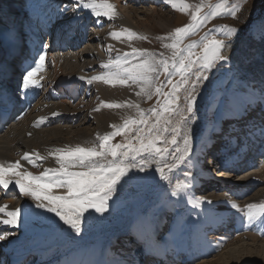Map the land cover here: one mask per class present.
I'll use <instances>...</instances> for the list:
<instances>
[{
	"label": "rangeland",
	"instance_id": "374dc122",
	"mask_svg": "<svg viewBox=\"0 0 264 264\" xmlns=\"http://www.w3.org/2000/svg\"><path fill=\"white\" fill-rule=\"evenodd\" d=\"M108 1L118 3L130 14L134 24L142 31H149V33L145 38L137 34L136 37L129 40L127 38L129 30L124 28L126 31L124 32L123 42L120 43L111 37L109 33L121 28V24L114 19L107 23L102 22L100 19H91L88 24V32L85 35L87 37L88 35L90 36V42H86L87 38L83 39L81 44L78 43L80 47H76L75 50L85 49L87 45H90L93 53L101 51L103 58L109 60H115V57L121 53H130L132 49L150 50L155 55V58L168 59L169 62H171L173 50L164 47V45L171 44L170 34L174 32V29L192 23L191 13L197 7L201 8L202 15H206L211 12L217 3L223 2V0H183L188 5V11L181 12L179 8L172 7L173 2L179 4L180 0ZM233 2L234 0H228L227 6L232 7ZM64 3L68 4V0H46L44 7L46 6L45 8L49 9V11L52 10L53 13L59 14V9L62 8ZM210 5L212 6L211 8L209 7ZM44 7L43 9H45ZM71 8L72 5H69L70 11ZM240 8L242 10L238 12V18H233L229 13H224L221 16L207 20L200 28L184 38L181 47H187V45L195 42L196 46L192 51L199 53L202 47V39L211 38L212 36L223 39L220 26L235 27L241 25L248 13L249 0H242ZM80 12L86 14L84 9H81ZM177 13L180 14L181 18L178 22H176ZM262 13H264V0H255L253 16H259ZM214 28L216 31H210ZM233 45V71H235L238 63L237 57L242 54L244 62L240 65L241 73L245 79L251 81L249 85H255L257 91H259L262 82H264V79H260L264 76V44L258 41H251L249 33L245 30L234 38ZM60 48L61 46L58 50ZM58 50L54 49L53 54L59 53L62 55L60 64L64 66L65 70H70L69 67L73 62L70 60L68 62V59L63 55V51H61V54ZM161 54L163 55L161 56ZM225 54L227 55L228 52L225 51ZM89 63L93 66L92 71L101 72V70H104V68H101V63L99 61L94 62L90 56L80 59L77 67L84 69L86 64ZM49 67L47 71L43 72L48 78L45 80L46 82H40L41 86H43L42 90L46 88L49 74L53 68L52 65ZM227 69L228 65H223L212 71L211 79L205 86L204 94L196 104L197 119L189 123L194 142L191 161L178 165L171 172L165 169L167 178L164 180H161L155 172V163L145 173H140L133 169L130 178L119 186L117 192L113 193L112 199L114 202L112 203L113 209L111 211L103 215L94 211L85 214L82 220V234L80 236H76L64 224L60 225L56 233L47 239L42 236L43 228L41 227L33 228L32 230L26 225L23 227L18 225L10 232H5V230L2 234L7 235V239L0 241V264H51L57 258L73 249L84 246V244L88 245L98 240L106 243L111 237L112 243H110L107 255V264H113L116 255L120 257L123 252H126L130 260L138 262L140 253L133 258L131 251H134V248L135 250H142L143 246L138 244L136 240L135 242L131 241V229L140 209L146 205L153 204L163 207L162 215L166 218L163 228L154 236L156 240H164L165 244L168 245V248L164 250L165 258L157 262L158 264L210 263L218 258L221 253L225 252L243 253L244 255L246 250L244 252L242 248L246 244L253 242L251 238L255 239L254 246H259L260 244L264 246V213L255 220L249 221L244 210V206L248 203H264V164H261L264 160V105L255 106L247 112L241 111L231 114L234 116H226L222 114L221 110L213 109L212 103L216 86L220 82L227 80L231 75ZM39 76L38 74L35 75L36 78ZM172 79L175 81L179 77L173 76ZM189 79L190 81L194 80L195 76L193 75ZM161 81L165 82L163 91H168L169 86L166 84V77L162 72L160 73L159 81L154 83L159 84ZM94 88L95 85L93 83L89 84L86 89L87 93H91ZM79 89L81 93L77 90L80 95H78L76 103L74 101V106L83 99L81 97L84 95V87H79ZM187 90H191L190 83L185 85L178 93L180 97L178 103L181 111L170 117L172 122L167 125L169 131L164 133L167 139H171V129L176 127L180 115H186L187 101L185 96ZM52 91L57 93L53 89ZM98 96L96 95L92 98L94 103H98L101 99V96ZM240 96L243 97V93ZM158 100L162 102L163 96L161 95L159 98L155 94L151 98L145 96L139 108L145 111L146 118L154 119L149 109L156 107L159 110L160 103H158ZM36 105L38 110L41 109V101ZM74 106L70 107L71 110H76ZM37 109L34 110L33 114L36 113L37 115ZM108 113L100 111L98 116L108 121L111 118ZM133 118H139L137 108H134L132 113L126 116L117 126H122L126 119ZM13 123H10V126ZM85 123L88 122L86 121ZM89 128L93 130L94 127L90 126ZM95 129L99 133L98 145L100 137L116 130L114 127L104 129L98 124ZM183 131L187 132L188 127H183ZM134 135L135 132L117 135L112 137L111 143H125ZM222 137L224 138L221 139ZM135 142L133 140V143ZM159 146L163 147L164 145L160 144ZM175 147L183 149L182 138H178V144L170 150L168 158L164 161L169 165L176 163L171 156V152L175 150ZM205 147L209 155L206 158L200 155V158V148L204 150ZM211 155L215 159H212ZM152 159L154 160L155 157H152ZM260 165L262 169L259 168ZM197 166H199L198 170H200V167H202V170L193 180L188 173L193 174V170H197ZM240 166L243 168L240 169ZM185 184L191 186L182 187ZM178 185L181 187H178ZM217 190H219L218 193H216ZM173 191L177 192L176 196L171 195ZM214 195H218L219 200H215V202L211 200V196ZM208 201H212V203H208ZM232 204H236L237 207L233 208ZM0 227L8 228L5 225H0ZM19 234L24 235L26 240L31 241L27 247L28 251L26 254L31 257L29 256L25 262L17 261L12 258L11 254L9 256L6 254L8 249L13 250L9 245V241ZM41 243H51L52 245H64V243H67V245L65 247L55 246L47 252L39 250L40 248H46L39 245ZM121 244H125L127 249L123 248L121 250ZM189 247L192 248L191 252L187 250ZM118 250L121 253H118ZM149 257L148 259L150 260L157 259L155 258L156 256ZM254 261L255 264H264V255L256 257Z\"/></svg>",
	"mask_w": 264,
	"mask_h": 264
},
{
	"label": "snow or ice",
	"instance_id": "6c2138e0",
	"mask_svg": "<svg viewBox=\"0 0 264 264\" xmlns=\"http://www.w3.org/2000/svg\"><path fill=\"white\" fill-rule=\"evenodd\" d=\"M241 2L242 0H234L233 6L228 7V0H223V2L217 3L206 15H202L201 8L197 7L191 13L192 23L176 27L174 32L170 34L171 44L164 45V47L173 50L171 62L164 58L157 59L147 50L132 49V53H125L123 58L118 56L115 60L103 63L101 67L106 69V72L87 79L88 84L100 80L113 86L136 85L139 88V91L135 93L138 97L143 95L151 98L155 94L159 98L162 95L163 101L158 100L160 109L158 110L156 107L149 109L154 119L146 118V113L139 108V104L131 102L127 104H104L103 106L108 108L135 107L139 111V118L126 119L122 126H113L116 130L100 137L98 147L77 145L68 149L57 148L55 159L59 167L45 169L40 175L16 170L20 168L19 161L9 163L7 167L0 164V187L8 189L10 185L14 184L20 193L31 196L33 200L37 201L36 208L54 214L76 236H80L85 214L89 210L101 215L106 214L110 210L113 193L117 192L119 186L130 178L133 169L145 173L155 163V172L161 180H164L167 178L165 169L171 172L178 165L191 161L194 142L189 123L197 119L196 104L204 94L205 86L211 79V73L214 69L228 65L227 70L231 75L216 86L212 103L213 109L221 110L222 114L227 116L241 111L247 112L255 106L264 105V82H262L259 91L255 85L248 84L241 73L240 65L244 62L242 54L237 57L238 63L235 71L232 68L233 40L241 32L246 30L251 41L264 44V13L253 16L255 0H249L248 13L241 25L235 27L220 26L223 39L216 36L202 39V47L199 53L192 51L196 46L195 42L187 45V47H181L184 38L200 28L207 20L224 13H229L233 18H238V12L242 10L240 8ZM69 5H72L70 14ZM172 7L179 8L181 12L188 11V5L183 0H180L179 4L173 2ZM81 9H91L92 15L97 17L103 15L108 19H112L115 14L114 6L108 0H68V4H65L59 11L62 16L67 15L66 22L71 25L81 19L78 15ZM98 9H103V11ZM2 19L3 17L0 15V20ZM210 31H216V29ZM17 34L14 25L9 27L8 37L10 41H14ZM109 35L119 40L123 34L114 31ZM136 36L137 33L133 31L127 32L129 40ZM225 51L228 52L227 55ZM129 55L140 57L139 62H130L127 59ZM45 58V54L41 53L35 61V66L30 67L23 74L22 82L18 84L21 91L39 87V82L32 77L43 68ZM9 67L10 65L6 61H0V103L9 98L8 89L5 86V81L9 76ZM161 72L166 77V84L169 86L168 91H163L164 81L159 84L154 83L159 81ZM193 75L195 79L190 81L189 78ZM173 76H178L179 79L174 81ZM81 79L84 78L81 77ZM189 83L191 90H187L185 96L187 101L186 115H180L176 127L171 129V139H167L164 133L169 131L167 125L172 122L170 117L181 111L178 93ZM241 93H243V97L240 96ZM52 115H58V113H52ZM43 119L46 118H40L41 121ZM183 127H188V131L184 132ZM131 132H135V135L127 142L111 143L112 137ZM178 138H182L184 147L183 149L175 147L171 156L176 163L169 165L164 161L168 158L170 150L178 144ZM133 140L136 142L133 143ZM160 144L164 146L161 147ZM53 154L49 153V155ZM152 157L155 159L153 160ZM23 159L30 164L34 163L33 158L27 152ZM188 175L193 180L195 179L192 173H188ZM11 176L16 177V179L13 181L6 178ZM190 186L185 184L182 187ZM54 187L64 188L66 191L63 194H53L51 190ZM178 187L181 186L178 185ZM171 195L176 196L177 192L173 191ZM208 203H212V201H208ZM231 206L237 207L236 204ZM244 210L247 220L253 221L264 213V203H248L244 206ZM21 211V208L5 211L4 207H0V213H4L8 217L0 220V223L13 228L17 227ZM162 212V206L146 205L140 209L135 218L132 234L137 243L143 246L142 251L145 255L153 247V237L166 223V218L162 216ZM6 239L7 235H0V241ZM115 264H138V262L124 260L117 261Z\"/></svg>",
	"mask_w": 264,
	"mask_h": 264
},
{
	"label": "bare ground",
	"instance_id": "6f19581e",
	"mask_svg": "<svg viewBox=\"0 0 264 264\" xmlns=\"http://www.w3.org/2000/svg\"><path fill=\"white\" fill-rule=\"evenodd\" d=\"M29 1L33 4L34 8L29 12L27 11V15L33 22L34 27L38 29L39 34L44 36V34L47 35L48 32V34L51 36L55 29H53L54 27H50V24L55 15L49 14V10L48 12L44 11L43 7L46 0H27L26 3H28ZM109 3L114 6L115 14L112 19L116 20V22L122 25L121 28L115 30V32H120L123 34L121 39H116L118 42H123L124 32L126 31L124 28H127L129 31H133L139 34L141 37L145 38L149 31H142L136 24H134L130 14L126 12V10L122 8L118 3L113 1ZM25 5L27 6V4ZM26 8L28 9V7ZM7 10V0H0V15L3 16L4 11L6 12ZM98 10L103 11V9ZM84 12H86V14H82L83 12L78 13V15H82L83 18L81 29L76 30L75 28L70 27L66 22L67 20L61 21L64 22L65 25L62 26V24H59L56 27V30L58 29V32H54L53 36L55 46L50 45L40 51V54L44 53L46 56L44 66L35 74L40 75L38 78H36L35 75L32 77V79L36 81L41 79L40 81H38L39 87H33L26 91L20 90L25 100L33 104H31L30 109L25 113L20 121L13 123V125L11 126L9 124L3 132H0V164L5 165V167H7L9 163L19 161L20 168L16 170L21 172H31L33 175H40L45 171V169L59 167L55 159V150L57 148L68 149L73 148L77 145L83 147H98L99 145L97 144V142L99 133L96 132L95 126L98 124L104 129H109L113 126H117L126 116H129V114H131L133 109L135 108H108L104 107V104H127L131 102L134 104H139V107L142 105L145 96H136L135 93L139 91V88L136 85L113 86L105 84L103 81L96 80L92 82L95 85V88L91 90V93H87L86 89L89 86V84L87 83V79L91 78L94 75H101L107 70L104 69L101 70V72L92 71L93 66L91 63L86 64L84 69H81L80 67H77L80 59L85 58L86 56H90V58H93L94 62L99 61L101 65L103 63H107L110 60L103 58V54L100 50V52L96 51L95 53H93L90 49V45H87L85 49L80 48L79 50H75V48L80 47V45L78 46V43L81 44L83 39L87 38L86 42H90V36L88 35L87 37L85 35L88 32V24L91 19H100L102 22L106 23L112 19H108L103 15L99 17L94 16L91 13V9H84ZM65 17L66 15L59 16V19ZM180 19V14L177 13L176 22H178ZM7 26L8 25L6 23H0V34L2 30L7 28ZM68 26L69 28H67ZM60 46L61 48L60 50H58ZM54 49H57L61 54V51H63V55L66 57V59H68V62L69 60L73 62L69 67L70 70H65L64 66L60 64L62 55H60L59 53L53 54ZM130 53H132V51H130ZM149 53L153 54V52L151 51ZM124 54L125 53H121L118 56L123 58ZM153 56L155 57L154 54ZM117 57H115V59ZM127 59L130 62H139L140 57L129 55ZM4 60L9 64V60L7 58H5ZM50 65H52L53 67L50 73L51 75L49 74L46 88L42 90L43 86H41L40 82L45 81L48 78L46 77L47 75L43 74V72L47 71L48 68H50ZM81 77H83L84 79H81ZM260 79L263 80L264 76H262V78ZM246 81L248 82V84L251 83V81L247 79ZM82 86L84 87V95L81 97L83 99L80 100V103L78 102L79 104L74 106V101L76 103V99H78V95H80L78 93V91L80 92L79 87ZM52 89L57 93L53 92ZM96 95L101 96V99L99 98L100 100L98 103H94L92 101V98ZM40 101L41 109L38 110L36 104ZM73 106L76 108V110H71L70 107ZM36 109L38 111L37 115L36 113L33 114L34 110ZM100 111H105L106 113L109 112L108 115H110L111 118H108V121L103 120L98 116V113H100ZM52 113H58V115H52ZM42 117L46 119H43L41 121L40 118ZM86 121L88 123H85ZM87 125H89V127L93 126V130H90ZM223 138L224 137H222V139ZM26 152L29 153L33 158L34 163L30 164L28 163V161H25L23 159V156ZM50 152L54 154L49 155ZM203 152V148H200L199 156L202 155ZM37 154L39 155L37 156ZM261 164H264V160L261 162ZM198 167L199 166H197L196 168L197 170H193L194 176H197L200 170H202V167H200V170H198ZM242 168L243 167L240 166V169ZM259 168H261V165L259 166ZM6 178H10L13 181L16 179V177L14 176ZM51 191L53 192V194H63L66 189L54 187ZM218 191L219 190H217L216 193H218ZM217 196L218 195L211 196V200H213L214 202L215 200H219V197ZM113 202L114 200L111 199L109 211L113 209ZM36 203L37 201L33 200L31 196H26L20 193L19 189L16 188L14 184L10 185L8 189L0 187V207H4L5 211H11L15 210L16 208H21L22 211L20 214L18 225L20 227L26 225L32 230L33 228L41 227L43 228L42 236L44 237V239H47L56 233L57 228L62 225L63 222L59 221V219L55 217L54 214L36 208ZM45 203H47V201H45ZM90 212H92V210H89V212L86 214H89ZM7 218L8 217L4 215V213H0L1 220ZM0 225L4 224L0 223ZM6 226L8 225H5V227ZM7 229L0 227V235H3L2 233H4L5 230V232L12 231L13 227L8 226ZM132 229L130 236H133ZM109 239L110 240L106 243H102L98 240L91 242L88 245L84 244V246H81L78 249H73L67 252L65 255L57 258L51 264H107V255L110 249V243H112V237ZM253 239L254 238H251V240L253 241L251 242V244H246L242 248L243 251L246 250V253L244 255L243 253L241 254L225 252L221 253L219 257L214 261L210 263L205 262L202 264H255L254 259L256 257L264 255V246L262 244H260L259 246H254L253 243L255 239ZM135 240L136 238H133V242H135ZM9 242V245L11 248H13V250L6 249V254L8 256L9 254H11L12 258L17 261L25 262L30 256L26 254L28 251L27 247L29 246L31 241L26 240L24 235L19 234L17 237H13ZM1 245L3 244L1 243ZM66 245L67 243H64L63 246L65 247ZM122 246L123 248H125V244ZM152 246V248H155V246L158 247L159 252L157 255H155V258H157L159 261L156 259L153 260V263L149 262V264H158L157 262H160L161 259L165 258L164 250L165 248H168V245L165 244L164 240L158 241L153 237ZM187 250L191 252L192 248L189 247ZM131 252L133 258L138 256V253H140L139 261H141L143 257L150 256V251L147 255L143 254L142 250H135V248L134 251ZM124 260H130L127 257L126 252H123L122 256L120 257L116 255L115 259L113 260V264H115V262L117 261Z\"/></svg>",
	"mask_w": 264,
	"mask_h": 264
}]
</instances>
